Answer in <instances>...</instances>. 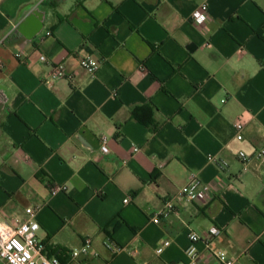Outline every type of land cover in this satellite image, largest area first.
Here are the masks:
<instances>
[{
	"label": "crops",
	"instance_id": "crops-1",
	"mask_svg": "<svg viewBox=\"0 0 264 264\" xmlns=\"http://www.w3.org/2000/svg\"><path fill=\"white\" fill-rule=\"evenodd\" d=\"M204 3L199 27L192 15ZM37 6L44 30L15 42L23 13ZM3 38L0 219L25 221L40 206L37 237L62 264H190L189 234L213 227L221 233L198 243L196 264H222L218 250L264 264V0H0ZM86 54L101 62L94 77L79 65ZM57 63L74 78L49 84ZM146 105L157 132L131 117ZM192 173L211 195L153 222ZM54 185L67 190L53 195ZM88 237L91 252L73 257Z\"/></svg>",
	"mask_w": 264,
	"mask_h": 264
},
{
	"label": "built area",
	"instance_id": "built-area-1",
	"mask_svg": "<svg viewBox=\"0 0 264 264\" xmlns=\"http://www.w3.org/2000/svg\"><path fill=\"white\" fill-rule=\"evenodd\" d=\"M208 19V5L204 3L194 11L192 20L197 26L202 27L207 23ZM4 41L5 38L0 40V46L3 45ZM22 53L23 51L18 53L17 56L20 57ZM40 60L48 62V58L45 55H41ZM79 65L89 75L94 77L100 69L101 62L92 55L86 54L80 57ZM74 76L75 73L68 72L64 63L52 64V70L47 82L51 84L58 78L67 77L72 79ZM246 123L247 118L244 114L239 116L234 123L236 138L238 140H242L244 138ZM101 150L104 153L109 151L106 137H103L102 139ZM138 150V147H134V151ZM209 158L210 160L216 162L222 169L228 166V162L226 160L218 159L214 156H210ZM256 158L264 161V149L260 150L256 154ZM240 159L244 163L245 169H247L246 164L250 157L246 154H241ZM198 179V176L195 173H192L190 181L183 185L171 199L165 201L162 209L153 219V222L158 223L160 221V216L169 217L174 214L177 211V205L183 203L184 201L192 202L207 199L211 195L212 186L210 184L199 185ZM66 190L67 186L65 185H54L50 189L53 195ZM125 202H128V199H125ZM39 210L40 206L27 208L26 213L29 217L25 221L8 222L0 219V260L3 261L4 264H62L57 256H49L45 252L44 245L37 237L40 224L36 219V215ZM220 233L221 230L218 227H213L203 234H198L196 232H191L189 234L190 245L187 249V253L191 259L190 264H196L198 257V243L202 242L209 247L212 241ZM170 244V241H164L157 247L156 252L158 254L163 253L165 248ZM92 247L93 241L90 237H88L81 248L73 250L72 255L75 258L88 255L91 252ZM107 247L112 250H122L121 247L116 246L113 243L107 244ZM216 256L222 264H237L236 259L230 258L223 250H218L216 252Z\"/></svg>",
	"mask_w": 264,
	"mask_h": 264
},
{
	"label": "water",
	"instance_id": "water-1",
	"mask_svg": "<svg viewBox=\"0 0 264 264\" xmlns=\"http://www.w3.org/2000/svg\"><path fill=\"white\" fill-rule=\"evenodd\" d=\"M47 18V11L37 6L31 11H26L23 13L21 23L18 25L16 31L20 33L22 37H16L15 42L18 43H29L34 40V38L39 35L45 28V21ZM188 48L193 51L196 46L194 44H189ZM7 103V97L4 94H0V113L4 110ZM85 145L86 141L80 137Z\"/></svg>",
	"mask_w": 264,
	"mask_h": 264
},
{
	"label": "trees",
	"instance_id": "trees-1",
	"mask_svg": "<svg viewBox=\"0 0 264 264\" xmlns=\"http://www.w3.org/2000/svg\"><path fill=\"white\" fill-rule=\"evenodd\" d=\"M258 33L260 35H263V32L261 30H258ZM131 117L146 125L152 132H157L161 125L156 120L154 116V109L150 105L135 107L131 111ZM43 177H46V174L44 172H40L38 174V178L42 179Z\"/></svg>",
	"mask_w": 264,
	"mask_h": 264
}]
</instances>
